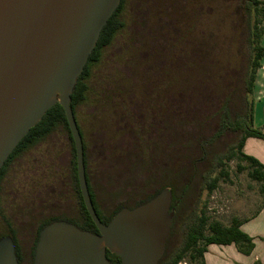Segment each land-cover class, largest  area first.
<instances>
[{"label": "trees", "instance_id": "16d2710c", "mask_svg": "<svg viewBox=\"0 0 264 264\" xmlns=\"http://www.w3.org/2000/svg\"><path fill=\"white\" fill-rule=\"evenodd\" d=\"M207 2L122 0L102 30L72 94L71 108L84 142L89 192L104 224L121 209H134L163 189L172 190L175 213L172 232L158 264H178L185 256H190L195 264H206L205 253L210 245L235 244L244 254L253 251V238L240 229L241 220L224 225L208 217L205 211L197 212L199 202L193 203L204 192H213L221 180L230 178L225 168L228 162L238 160L241 172L250 169L249 177L260 183L264 197V165L244 152L249 138L264 142V132L254 127L255 103L251 98L264 59L261 43L264 0H245L242 4L243 19L237 26L240 32L237 66L230 62L221 65L202 44L199 30ZM123 30L127 32L123 53L111 62L106 77L101 73L99 76L108 84V97H99L101 103L96 108L111 110L113 124L108 127L110 137H105L107 128L101 127L102 143L98 144L96 138L94 154L101 158L97 162L101 173L93 182L88 165L90 150L78 122V111L87 98L92 67L102 63L104 53ZM128 79L130 88L126 89ZM57 130L64 132L70 143V181L75 192L66 196L67 207L65 198L60 197L51 205L50 200H46L47 204L40 203V209L28 204L22 209L23 193H32V172L34 177L40 175L39 171L44 174V167L31 163L24 186L20 191L7 193L5 183L11 175V164L15 158L27 154L38 161L37 155L30 151L40 147ZM229 139L234 143L221 150ZM109 173H114L116 179L126 178L121 197L104 193L101 177ZM37 197L39 194L33 196ZM19 216L27 217V221L19 223ZM0 220L4 223L0 238L13 239L19 264H33L41 230L55 221L99 232L84 204L74 140L59 103L30 130L1 169ZM29 228L33 230L30 232ZM21 236L26 237L27 246H21ZM174 244L175 250L171 248ZM107 258L111 264H121V259L109 251Z\"/></svg>", "mask_w": 264, "mask_h": 264}, {"label": "water", "instance_id": "95a60500", "mask_svg": "<svg viewBox=\"0 0 264 264\" xmlns=\"http://www.w3.org/2000/svg\"><path fill=\"white\" fill-rule=\"evenodd\" d=\"M122 0H0V171L47 111L60 104L74 140L86 209L98 233L55 221L40 232L35 264H158L172 232L173 192L163 189L104 224L89 192L84 142L72 94L102 30ZM0 264H19L9 236L0 238Z\"/></svg>", "mask_w": 264, "mask_h": 264}, {"label": "rangeland", "instance_id": "374dc122", "mask_svg": "<svg viewBox=\"0 0 264 264\" xmlns=\"http://www.w3.org/2000/svg\"><path fill=\"white\" fill-rule=\"evenodd\" d=\"M244 2L245 0H208L207 2L208 5L206 6L208 8L201 20L199 30L201 31V41L206 50L212 53L211 55H214L221 65L230 62L232 65L237 66L240 61L238 52L240 32L237 26L241 24L243 19L242 4ZM126 33L125 30L121 31L117 35L112 47L104 53L102 63H98L97 66L92 67L91 76L88 81L89 90L87 98L78 111V122L82 126L86 143L90 150L88 165L93 182L94 178L101 173L98 171L99 166L97 165L98 161L101 162V158L98 156V153L93 155L92 152L93 149V151L97 152L95 150V141L98 140V144L102 143L101 137H99L103 130L101 127L107 128L105 137H110L108 127L113 124L111 110L106 111L103 108L97 110L96 108L101 103L99 97H108V84L102 81L99 76L101 73V75L105 74L106 77L108 75L106 70L110 67L111 62L118 59L123 53L127 40ZM125 88H130V79L126 81ZM251 98L255 100V96L252 95ZM228 143L230 145L233 144V139L227 140L225 147L221 150L228 148ZM261 147H264L262 140L251 138L248 148L250 153L248 154L250 156L257 155L264 161V150H260ZM30 152L33 155H37L39 164L44 167V174H41L39 171L40 175L37 174L34 177L33 174L35 172H32L34 178L31 183L33 185L32 193L27 194L25 192L26 195L23 193L20 208L24 209V205L28 204L29 206L31 205L30 208L40 209V203H46L50 200L51 205L52 201L57 203L56 199H60V197L62 199L65 198V200L63 199L65 201L64 206L67 207L69 200L66 199V196L71 192L70 180L72 172L69 166L70 143L66 134L61 130H57L51 138L42 142L40 147L33 148ZM39 152H42V155L45 154V157L42 158V155L38 154ZM33 162L36 163V161L32 160L31 163ZM238 164V160L228 162L225 168L229 172L230 178L221 180L213 192H204L200 195V199H194L193 203L199 202L197 212L205 211L208 217L218 220L224 225H230L234 219L241 220L242 225L247 224L252 218L259 216L261 210L264 208V197L260 193V183L249 177L250 169L241 172L238 169ZM242 165L248 167L247 162H243ZM101 180L105 189L104 193H111L112 197H116L117 195L121 197L122 191L126 189L123 185L126 178L116 179L114 173L101 177ZM16 181L17 179L13 176V173L8 176L5 183V192L16 191L14 190ZM37 194H39V197L33 198ZM113 194L116 195L113 196ZM26 221L27 217L19 216V223H25ZM3 228L4 223L0 220V235L4 231ZM32 230L33 228H29L28 231L31 232ZM27 232L25 233L26 237L29 236ZM26 237L21 236L20 243L22 247L28 245ZM171 248L175 250L177 249V245L174 244ZM181 262L195 264L191 261L190 256H185Z\"/></svg>", "mask_w": 264, "mask_h": 264}, {"label": "crops", "instance_id": "0c3cea01", "mask_svg": "<svg viewBox=\"0 0 264 264\" xmlns=\"http://www.w3.org/2000/svg\"><path fill=\"white\" fill-rule=\"evenodd\" d=\"M261 43L264 47V34ZM253 96H255L254 127L264 132V59L261 68L258 70ZM250 140L251 138L247 140L244 148L247 155H250L248 154L250 153L248 151ZM261 148L260 150L263 151L264 147ZM253 157L264 165V161L259 156L253 155ZM240 229L253 238V251L250 254H244L238 250L235 244L227 246L210 245L205 253L206 264H264V208L259 216L252 218L249 223L241 225Z\"/></svg>", "mask_w": 264, "mask_h": 264}, {"label": "flooded vegetation", "instance_id": "af4514ba", "mask_svg": "<svg viewBox=\"0 0 264 264\" xmlns=\"http://www.w3.org/2000/svg\"><path fill=\"white\" fill-rule=\"evenodd\" d=\"M92 152H93V155H94V151H92ZM25 154H27V152ZM38 154L42 155V152H39ZM30 157L31 156H29V154H27L25 156L22 155L21 157L15 158L14 161L12 162V164H11V175H12V172H13V176L18 178L17 181H16V187H15L16 191H20L21 187L24 186L23 185L24 180L27 181L29 179L28 172H29V169H31V167H32L31 166L32 165L31 164L32 159L30 160ZM43 157H45V154L42 155V158ZM36 164H38V167L42 166V165L39 164L38 161H36ZM91 185L93 186V184H91ZM71 191L75 192L74 188L72 189V187H71ZM13 226L15 227V226H17V224L13 225ZM33 264H35L34 260H33Z\"/></svg>", "mask_w": 264, "mask_h": 264}, {"label": "built area", "instance_id": "2783aa9c", "mask_svg": "<svg viewBox=\"0 0 264 264\" xmlns=\"http://www.w3.org/2000/svg\"><path fill=\"white\" fill-rule=\"evenodd\" d=\"M178 264H187L186 262H179Z\"/></svg>", "mask_w": 264, "mask_h": 264}]
</instances>
